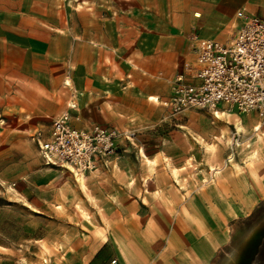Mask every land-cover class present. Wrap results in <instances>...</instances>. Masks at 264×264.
<instances>
[{
  "label": "crops",
  "instance_id": "1",
  "mask_svg": "<svg viewBox=\"0 0 264 264\" xmlns=\"http://www.w3.org/2000/svg\"><path fill=\"white\" fill-rule=\"evenodd\" d=\"M238 11L264 19V0H0L1 150L38 162L35 215L0 207V264L213 261L227 220L264 199V116L223 103L173 113L168 97L196 39L229 41ZM63 112L78 129L135 135L76 182L33 138Z\"/></svg>",
  "mask_w": 264,
  "mask_h": 264
},
{
  "label": "built area",
  "instance_id": "2",
  "mask_svg": "<svg viewBox=\"0 0 264 264\" xmlns=\"http://www.w3.org/2000/svg\"><path fill=\"white\" fill-rule=\"evenodd\" d=\"M236 15L242 22L229 41L196 39L195 60L184 62L171 82L168 104L173 113L200 109L215 115L223 103L228 110L264 116V19L242 11ZM51 125L47 138L33 135L39 153L46 164L63 165L74 174L97 169L116 155V139L135 135L100 125L75 128L67 112L54 117Z\"/></svg>",
  "mask_w": 264,
  "mask_h": 264
},
{
  "label": "rangeland",
  "instance_id": "3",
  "mask_svg": "<svg viewBox=\"0 0 264 264\" xmlns=\"http://www.w3.org/2000/svg\"><path fill=\"white\" fill-rule=\"evenodd\" d=\"M1 137H4V134L0 133V139ZM259 139L264 141V134L261 133ZM2 145L0 144V207L8 209L10 219L12 217L16 220L17 212L21 214V217L19 216L21 220L32 218L35 213L31 212V208L26 204L33 201L34 185L37 183L28 178L27 174L32 167V161L38 165L37 155L25 148L24 166L16 165L12 163L16 162V151L12 153L6 149L1 150ZM226 161L229 163L231 159L227 158ZM216 170L218 169L214 168L212 171ZM75 176L73 173L74 180L81 183L82 179H76ZM206 179L210 180L211 176ZM206 179H203V183H207ZM22 208L25 210L24 214L20 212ZM40 219L42 229L47 230L48 215H42ZM225 233L227 238L225 245L218 249L217 255L208 264H264V199L258 201L248 213L236 214L228 219Z\"/></svg>",
  "mask_w": 264,
  "mask_h": 264
}]
</instances>
